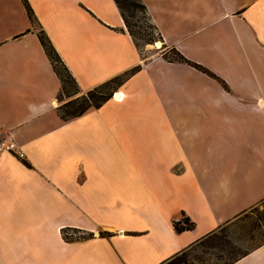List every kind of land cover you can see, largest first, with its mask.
I'll return each mask as SVG.
<instances>
[{
  "label": "crops",
  "instance_id": "crops-1",
  "mask_svg": "<svg viewBox=\"0 0 264 264\" xmlns=\"http://www.w3.org/2000/svg\"><path fill=\"white\" fill-rule=\"evenodd\" d=\"M28 1L37 25L0 0V141L24 153L0 150V264H167L264 201V0H142L205 71L138 49L114 0ZM39 29L77 97L140 69L65 120Z\"/></svg>",
  "mask_w": 264,
  "mask_h": 264
},
{
  "label": "rangeland",
  "instance_id": "rangeland-1",
  "mask_svg": "<svg viewBox=\"0 0 264 264\" xmlns=\"http://www.w3.org/2000/svg\"><path fill=\"white\" fill-rule=\"evenodd\" d=\"M102 3L104 7L108 6L106 11L112 15L111 9L115 7L114 2L112 0H102ZM130 13L134 14L131 21L136 25L135 31L139 32L137 39L141 50L150 47L167 51L169 57L176 58L175 52L167 50L163 44L162 47L160 45V48L157 47L161 40L147 11L133 9ZM145 41H150L151 44L145 45ZM70 91L71 88L67 87L65 93H63L61 98L64 103L76 97H69ZM104 92H111V90H104ZM83 237L85 235L81 234L74 239ZM263 243L264 201L247 210L231 223L221 227L215 234L167 264H229Z\"/></svg>",
  "mask_w": 264,
  "mask_h": 264
},
{
  "label": "trees",
  "instance_id": "trees-1",
  "mask_svg": "<svg viewBox=\"0 0 264 264\" xmlns=\"http://www.w3.org/2000/svg\"><path fill=\"white\" fill-rule=\"evenodd\" d=\"M121 12V15L124 19V22L126 24L127 30L132 37L135 45L138 49L141 50L140 44L137 39V35L139 32L135 31V24L131 21V18H134V14H131L130 11L133 9H141L144 11H147V8L145 4L142 2V0H114ZM23 3L27 9L28 15L31 19V22L33 25H37L38 20L34 14V11L32 7L29 4L28 0H23ZM148 13V11H147ZM155 28V27H154ZM39 39L53 65V68L55 70V73L59 77L62 83V89H61V97L63 93H65L67 87L71 88V91L69 92V97L76 96V98L68 101L65 103L61 110L63 112V118L65 120L74 119L77 117L82 116L86 112L92 109H98L100 108L105 102H107L111 96H112V89L115 85L122 83L125 81L128 77H130L132 74H134L136 71L140 69V67H137L133 69L132 71L126 73L125 75L115 78L91 91H89L87 94H83L79 97L78 95L81 94L80 86L75 79V77L72 75L71 71L68 69L64 61L62 60L61 56L53 46L51 40L49 39L48 35L43 29H39L38 32ZM146 44H151L150 41H145ZM176 58H172L175 61L178 62H185L189 64H193L191 61L187 60L184 56H182L180 53L175 52ZM197 68L205 71L203 67L197 64H193ZM104 90H111V92H104ZM185 223H187V226H179L176 225L177 231H182L184 229H189L192 226L188 223L187 220H185ZM234 262V261H233ZM231 262V263H233ZM229 263V264H231Z\"/></svg>",
  "mask_w": 264,
  "mask_h": 264
},
{
  "label": "built area",
  "instance_id": "built-area-1",
  "mask_svg": "<svg viewBox=\"0 0 264 264\" xmlns=\"http://www.w3.org/2000/svg\"><path fill=\"white\" fill-rule=\"evenodd\" d=\"M161 43V42H160ZM162 44V43H161ZM163 46V45H162ZM161 46V47H162ZM0 150L15 154L16 156L20 157V158H24V153L22 151H19L17 149V145L16 143H14L11 140L8 139H2L0 141ZM184 226H187V223H184ZM81 234L79 233H68L69 237H73V238H77L78 236H80Z\"/></svg>",
  "mask_w": 264,
  "mask_h": 264
},
{
  "label": "bare ground",
  "instance_id": "bare-ground-1",
  "mask_svg": "<svg viewBox=\"0 0 264 264\" xmlns=\"http://www.w3.org/2000/svg\"><path fill=\"white\" fill-rule=\"evenodd\" d=\"M159 45L162 46V44L160 42L158 43V46H157L158 48H160Z\"/></svg>",
  "mask_w": 264,
  "mask_h": 264
}]
</instances>
